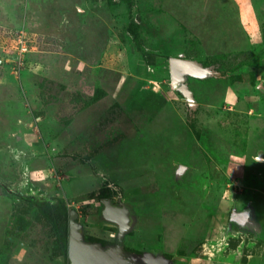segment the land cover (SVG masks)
Listing matches in <instances>:
<instances>
[{
	"label": "rangeland",
	"instance_id": "1",
	"mask_svg": "<svg viewBox=\"0 0 264 264\" xmlns=\"http://www.w3.org/2000/svg\"><path fill=\"white\" fill-rule=\"evenodd\" d=\"M29 197L103 247L124 204L131 264H264V0H0V264H70Z\"/></svg>",
	"mask_w": 264,
	"mask_h": 264
},
{
	"label": "water",
	"instance_id": "2",
	"mask_svg": "<svg viewBox=\"0 0 264 264\" xmlns=\"http://www.w3.org/2000/svg\"><path fill=\"white\" fill-rule=\"evenodd\" d=\"M171 78L175 86L185 88L182 84L180 69L192 71L193 63L188 59L172 57ZM104 204V216L119 226L118 243L113 246L103 247L99 243L86 242L82 239L80 226L76 222L78 213L73 210L69 213L68 224V247L67 256L70 264H131V261L124 252L122 238L130 227V211L124 204L114 205L110 199L102 198ZM235 215V214H233ZM150 264H162L149 256Z\"/></svg>",
	"mask_w": 264,
	"mask_h": 264
},
{
	"label": "trees",
	"instance_id": "3",
	"mask_svg": "<svg viewBox=\"0 0 264 264\" xmlns=\"http://www.w3.org/2000/svg\"><path fill=\"white\" fill-rule=\"evenodd\" d=\"M100 194L102 197L108 196L106 190L102 191ZM28 201L38 208L49 221L59 240L62 254L67 257L69 214L57 211L53 205L47 203L45 200L29 197Z\"/></svg>",
	"mask_w": 264,
	"mask_h": 264
},
{
	"label": "built area",
	"instance_id": "4",
	"mask_svg": "<svg viewBox=\"0 0 264 264\" xmlns=\"http://www.w3.org/2000/svg\"><path fill=\"white\" fill-rule=\"evenodd\" d=\"M15 61L17 64H21L23 62L26 54L32 50V47L34 46V41L27 37V34L24 30H18L15 33ZM33 45V46H32Z\"/></svg>",
	"mask_w": 264,
	"mask_h": 264
},
{
	"label": "flooded vegetation",
	"instance_id": "5",
	"mask_svg": "<svg viewBox=\"0 0 264 264\" xmlns=\"http://www.w3.org/2000/svg\"><path fill=\"white\" fill-rule=\"evenodd\" d=\"M118 243V242H117ZM127 256V255H126ZM162 264H166V263H164V262H162Z\"/></svg>",
	"mask_w": 264,
	"mask_h": 264
}]
</instances>
